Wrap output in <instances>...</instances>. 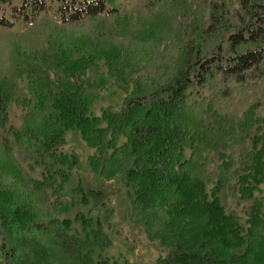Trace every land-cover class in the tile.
Returning a JSON list of instances; mask_svg holds the SVG:
<instances>
[{"label": "trees", "instance_id": "obj_1", "mask_svg": "<svg viewBox=\"0 0 264 264\" xmlns=\"http://www.w3.org/2000/svg\"><path fill=\"white\" fill-rule=\"evenodd\" d=\"M52 8L60 26L42 49L4 35ZM166 37L171 61L151 66ZM0 40V264H118L100 208L81 185L68 195V131L156 226L166 252L154 264H264V0H153L134 13L118 0H0ZM112 85L120 109L96 115Z\"/></svg>", "mask_w": 264, "mask_h": 264}, {"label": "rangeland", "instance_id": "obj_2", "mask_svg": "<svg viewBox=\"0 0 264 264\" xmlns=\"http://www.w3.org/2000/svg\"><path fill=\"white\" fill-rule=\"evenodd\" d=\"M152 1L118 0V3L125 13H134L137 9ZM98 20L100 21L101 17ZM59 26V18L52 8L47 13L38 16L34 23L17 24L12 30L6 31L4 35L8 37L9 34L22 32L24 33L23 39L26 42V47L42 49L49 35L58 31ZM163 42L165 43L161 46L163 53L154 59L151 66H154V64L164 65V63L171 61L174 42L170 37L163 39ZM8 53V44L4 40H0V62L7 59ZM103 96L102 101L93 105L92 109L96 115L100 114L101 108L108 106L115 110L120 109L124 95L114 85L105 89ZM8 112L10 124L16 127L20 126V108L11 104ZM60 148L66 155H74L77 159L68 186L69 197L75 196L72 190L81 185L89 195L90 203L97 204V207L100 208L105 232L111 239V245L104 250L105 255L116 260L118 264H154L160 256L165 254L166 250L159 240L150 238V232H153L156 226H148L141 217L133 215L128 191L119 178L107 180L93 172L88 165V158L94 154V151L87 147L78 132H66L65 144ZM210 168L214 169L213 166H210ZM220 198L228 210L234 211L243 217L242 210L236 206L234 199L227 190L221 192ZM78 210L86 209L78 207ZM0 229H2L1 226ZM1 242L2 236L0 234V245ZM9 264H19V261L13 259Z\"/></svg>", "mask_w": 264, "mask_h": 264}]
</instances>
